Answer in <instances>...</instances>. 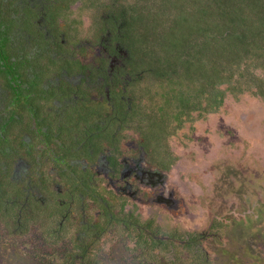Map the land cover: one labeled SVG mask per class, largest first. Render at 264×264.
Listing matches in <instances>:
<instances>
[{
  "label": "flooded vegetation",
  "instance_id": "flooded-vegetation-1",
  "mask_svg": "<svg viewBox=\"0 0 264 264\" xmlns=\"http://www.w3.org/2000/svg\"><path fill=\"white\" fill-rule=\"evenodd\" d=\"M111 34L94 0H0V239L10 251L46 246L51 264H104L110 242L113 252L125 240L168 242L183 232L178 220L199 230L182 155L159 135L169 130L155 126L154 106L144 116L146 76Z\"/></svg>",
  "mask_w": 264,
  "mask_h": 264
},
{
  "label": "trees",
  "instance_id": "trees-1",
  "mask_svg": "<svg viewBox=\"0 0 264 264\" xmlns=\"http://www.w3.org/2000/svg\"><path fill=\"white\" fill-rule=\"evenodd\" d=\"M94 2L108 11L103 33L129 51L128 68L146 76L139 97L149 113L157 102L152 114L160 129L181 127L195 112L204 120L225 103L226 91L238 100L264 98V0ZM201 240L188 238L183 247L200 254ZM163 243L156 238L131 247L141 257Z\"/></svg>",
  "mask_w": 264,
  "mask_h": 264
},
{
  "label": "rangeland",
  "instance_id": "rangeland-1",
  "mask_svg": "<svg viewBox=\"0 0 264 264\" xmlns=\"http://www.w3.org/2000/svg\"><path fill=\"white\" fill-rule=\"evenodd\" d=\"M107 16L108 11L103 10V19ZM155 103L150 104L156 108ZM144 114L147 116V111ZM188 117L179 132L170 134L174 128L169 127V133L159 135L182 155L185 170H179L187 184V207L193 220L200 216L199 230L188 233L185 230L193 223L183 226L178 220L183 232L172 233L177 236L170 242L148 249L141 257L132 250L131 241L117 245L114 252L110 242L104 264H264V98L238 100L236 92L226 91L225 103L204 120H199V112ZM204 231H209V236ZM200 233L205 234L200 242L204 248L192 256L184 249V240L199 238ZM157 235L163 237L164 233ZM14 237H9V242ZM36 237L31 233L28 240ZM3 241L0 239L1 251L8 253V258L0 264H20L8 259L22 256L23 264L52 262L51 248L43 246L36 253L35 247L28 246L24 254L26 249L10 251Z\"/></svg>",
  "mask_w": 264,
  "mask_h": 264
}]
</instances>
